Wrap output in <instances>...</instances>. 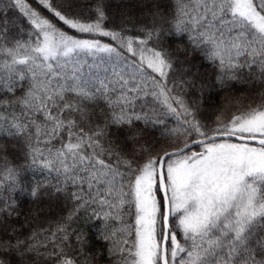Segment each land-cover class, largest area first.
<instances>
[{"label":"snow or ice","instance_id":"1","mask_svg":"<svg viewBox=\"0 0 264 264\" xmlns=\"http://www.w3.org/2000/svg\"><path fill=\"white\" fill-rule=\"evenodd\" d=\"M37 3L52 18L0 0V264H264V0H139L118 22L108 0L85 13L78 0ZM167 36L186 37L174 51L198 53L214 79L180 61L169 87ZM233 82L254 94L234 96ZM205 89L224 93L210 123ZM36 166L47 175L32 200L46 189L71 205L47 224L13 195ZM82 220L102 222L103 251L87 250Z\"/></svg>","mask_w":264,"mask_h":264},{"label":"trees","instance_id":"2","mask_svg":"<svg viewBox=\"0 0 264 264\" xmlns=\"http://www.w3.org/2000/svg\"><path fill=\"white\" fill-rule=\"evenodd\" d=\"M29 2L32 4L33 7L39 9L44 15L51 17V14L47 12V10L43 9L38 3L37 0H29ZM78 3L80 4V7L76 9L77 12L85 13L88 12L89 9L87 8V5L92 3V0H78ZM139 0H108V13L110 17H115L117 22L120 18V13L124 10H127L129 13L134 15H139L141 9L138 6ZM9 21L11 22L10 26H12V32L17 33L19 30H24L23 38L26 39V32L30 30V26L28 25L26 19L15 10H9L8 13ZM54 19V18H53ZM138 34V33H134ZM81 35V34H76ZM99 39L102 40V42L105 43H112L108 38L106 37H100ZM187 38L184 37L183 39H177L173 36H167L164 38V46L167 48H170L173 50V56L179 57L178 60H176L174 64V68L176 69L175 72L169 74V87H172V81L177 80L180 77V61H184L185 64L190 63L192 66L193 71L199 70V73L203 76H206L209 79H214L216 69L208 64L207 61L203 60L201 56L198 53H193L189 55L186 52H180L176 53L174 50L177 48L178 45H187ZM187 57V60L185 59ZM89 62H91L92 58H87ZM104 59H107V57H104ZM131 60L132 58L129 57ZM181 89L179 85L173 89L174 94L180 92ZM253 93L254 90L250 89L248 85L236 83L233 82L232 86V94L236 97H243L246 93ZM199 96V93H188L185 96V99L191 101L192 99H195ZM224 97V93L217 92L215 90L211 89H205L204 90V99L202 104V111L201 115L205 120H207L209 123L214 118V115L216 114L217 108H219L222 104V100ZM159 108V105H155ZM160 111H163L162 108H160ZM167 124L171 126H175L176 121L172 117L166 118ZM163 130V127L160 125L155 126V128L150 127L147 130L146 138L150 141L155 140L156 137L159 136L160 131ZM9 158L13 164H20L21 161L17 157V154L13 152L12 150H9ZM6 162L0 158V169L3 168L4 164ZM47 174L44 173L39 166H36L35 168H25L21 173V179H22V187L25 189L24 191H17L14 193V198L19 202L21 210L27 214L30 209L32 208H44L45 211L40 213L41 217L43 218L41 221H39L40 224H47L49 221H56L59 220L66 212L67 208L64 207L65 203H69L64 200L63 197H60V199H56L54 197H50L47 194V190H42L43 195L33 201L32 198L29 195V191L31 186L35 183L37 180H44L45 176ZM55 180H53V183ZM69 207H71L69 203ZM23 217L20 218L22 220ZM74 227H79L83 229L86 233L87 239L89 241L87 250L91 253H96L98 250L103 251L105 245L104 243L97 238L98 232L100 228L102 227V222L98 220H88V221H80L78 224H74ZM106 260V256H100L98 264H104Z\"/></svg>","mask_w":264,"mask_h":264}]
</instances>
